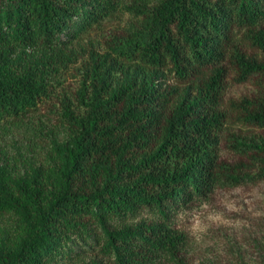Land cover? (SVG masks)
I'll return each mask as SVG.
<instances>
[{
    "label": "trees",
    "instance_id": "trees-1",
    "mask_svg": "<svg viewBox=\"0 0 264 264\" xmlns=\"http://www.w3.org/2000/svg\"><path fill=\"white\" fill-rule=\"evenodd\" d=\"M125 10L130 32L91 44L57 120L37 117L74 44ZM37 120L44 159L0 146V264H188L175 216L244 182L226 123L264 128V0H0V132ZM238 143L264 179V137Z\"/></svg>",
    "mask_w": 264,
    "mask_h": 264
},
{
    "label": "rangeland",
    "instance_id": "rangeland-1",
    "mask_svg": "<svg viewBox=\"0 0 264 264\" xmlns=\"http://www.w3.org/2000/svg\"><path fill=\"white\" fill-rule=\"evenodd\" d=\"M137 21V16L132 12L120 11L103 23L101 28L84 33L74 46L84 52L85 57L65 72L63 82L55 86L53 98L42 103L36 116L49 125L56 121L61 97L71 95L79 86L83 72L81 62L88 59L91 44L104 48L115 34L130 32L132 24ZM253 89L251 83H231L226 98L236 99L251 94ZM39 123L41 120L13 128L8 134L0 132L1 148L9 150L12 156L20 151L28 158L44 159L50 139L47 131L41 132ZM261 137H264V128L235 120L226 123L221 134L220 159L244 162V182L237 185L221 183L208 199L175 216V226L185 234L182 254L188 264H257L264 256V179L254 177L256 163L238 143L251 145ZM28 145H32V152L27 149ZM161 264L175 263L167 258Z\"/></svg>",
    "mask_w": 264,
    "mask_h": 264
}]
</instances>
